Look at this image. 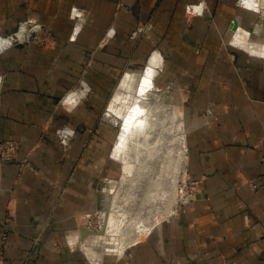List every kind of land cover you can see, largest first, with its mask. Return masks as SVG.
Listing matches in <instances>:
<instances>
[{"label":"crops","instance_id":"obj_1","mask_svg":"<svg viewBox=\"0 0 264 264\" xmlns=\"http://www.w3.org/2000/svg\"><path fill=\"white\" fill-rule=\"evenodd\" d=\"M261 5L0 0V141L21 144L0 167V264H264V54L245 48L264 42ZM29 19L50 43L11 46ZM153 91L178 96L198 189L133 220L124 163L152 116L113 109Z\"/></svg>","mask_w":264,"mask_h":264},{"label":"rangeland","instance_id":"obj_2","mask_svg":"<svg viewBox=\"0 0 264 264\" xmlns=\"http://www.w3.org/2000/svg\"><path fill=\"white\" fill-rule=\"evenodd\" d=\"M254 3L256 6L255 7L256 11H259L261 8H263L262 5L260 7L259 5L264 3V0H254ZM80 16H82V13ZM80 16L78 14H75V16L73 17L74 19H78ZM44 31L49 32L50 40H51L52 31L51 30L49 31L47 26L41 25L37 20H34V19L26 20L20 23L18 27H16V31L10 36V39H13L11 40L10 45L11 46L18 45V42H21L22 45H37L35 43L29 42L28 40L35 41L34 39H38L43 34H45ZM49 43L50 42H47L46 45H48ZM258 45L264 46V42L258 43ZM45 46H41V47H45ZM169 93L170 94L168 95V100H169L168 104L162 103V100L164 98L166 99L165 95H162L160 92H154V91L150 93L149 96L146 95V98L145 96L142 98L140 97V95H138L137 98H134V97L130 98L129 97L130 94H129L127 97H123V99L119 98L117 102L115 100V103H114L115 107L113 110L115 112L117 111V112L129 114V112L135 105H138V106L146 105L145 108L149 107L148 112L151 113L152 115V118L150 119L151 121H149L150 123L157 122L159 119H161V115L165 116V118L168 120V121L167 120L163 121L162 123L158 125V128L153 133V136L151 137V139L149 136L144 135V134L138 135V137L135 138V144L137 146H139V144L142 141H146V140L148 141L149 139H150V144L152 145H154L158 141L157 140L158 138H162V140H160L157 146L155 145V147L159 148L157 149L160 151V154L158 156L159 159L157 158L158 160L156 159L154 161V164H151L153 167V170L151 169L152 172H150V169H148L147 171L143 170L142 172H138L136 174V177H137L136 184L132 188L133 189L131 192L132 197L130 196L131 199L120 201L118 204L119 205L118 208H121V210H123L124 212L125 210H129L131 212L130 215L132 217L130 216L129 218L131 219L134 218L133 220H139L135 216L140 211H144V214L147 217L150 216L149 212L152 210H154L153 212L155 213L162 214V212L165 211V209H167L166 207H168L169 204L171 203H176L175 210L173 211V214H174L181 207V205L187 204L188 199L194 198V195L196 194V189H198L197 188L198 183L192 182L188 179H183L184 171H182L183 170L181 167L182 158L180 155H181L182 147L185 146L184 145L185 143L183 144L181 142L182 138H180V136L183 135V127L185 130V125H182L183 121H182V116L180 112V107L177 104L178 96L171 91ZM151 95L153 97L156 96V98L159 99L157 103L159 104L162 103L161 104L162 112L157 110L155 106H152L150 109V104L148 103L154 101L153 100L154 98H152ZM176 109L180 113L179 117H177ZM129 120L130 119H127L126 122L128 123ZM130 124H133V123H130ZM124 136L125 134L122 135V138ZM183 142H184V136H183ZM183 148H184L183 149L184 153L186 154L185 147ZM167 149H170L171 152H168ZM131 157H133V155ZM164 160L167 163L166 165L169 169H164V170L160 169V164ZM130 161H131V158H130ZM166 170L168 173L166 172ZM157 176L166 178L165 179L166 182L164 183V185H160V186L155 185V182L157 181ZM126 186L127 185L125 186L122 185L121 193L123 192V188ZM152 194H155L156 196H153ZM127 218L128 217L123 219L125 224H128L129 221L131 220ZM165 219H167V216L161 218L160 220H165ZM114 220L116 222V217L114 218ZM141 220L142 218L140 217V221Z\"/></svg>","mask_w":264,"mask_h":264},{"label":"bare ground","instance_id":"obj_3","mask_svg":"<svg viewBox=\"0 0 264 264\" xmlns=\"http://www.w3.org/2000/svg\"><path fill=\"white\" fill-rule=\"evenodd\" d=\"M239 42H240V40H239ZM239 44V43H238ZM242 45V44H241ZM245 48H247L248 49V51L251 53V54H253V55H261V54H263L264 53V46H259V45H254V44H251V45H248V46H245ZM148 104H150V109H151V107L152 106H155V108L157 109V110H159V111H161V104L162 103H157L156 101H153V102H149ZM164 105V104H163ZM146 106V105H145ZM145 106H142V105H140V106H138V105H136V106H134L133 108H132V110L130 111V112H134V114H139V115H141L142 117H144V118H150V116H152L151 115V113H149L148 111V108H145ZM162 112V111H161ZM135 116V115H134ZM136 118V117H135ZM138 120V119H137ZM167 119L165 118V116H163V115H161V119H159L157 122H154V123H150V122H148V123H146V127L144 128L143 126H142V128H144V129H142L141 131H142V133L144 134V135H147V136H149L150 137V139H151V137L153 136V133L157 130V128H158V125L160 124V123H162L163 121H166ZM131 121V120H130ZM168 121V120H167ZM129 128H130V126H129ZM133 128L134 129H137V128H139L140 129V127L138 126V122H137V125H135V126H133ZM165 131V130H164ZM136 132V131H135ZM135 132H133V134L135 133ZM131 133V132H130ZM133 134H131V135H133ZM141 134V133H140ZM150 139L147 141H140V142H138V143H140L139 144V146H137L135 143H133L134 144V146H133V151L131 152V155L129 156V158H128V160H126L125 161V170L126 171H128V170H130L131 172H132V175L134 174V175H136L138 172H142L143 170H148V169H150V172H152L151 171V169L153 170V167H152V165L151 164H154V161L158 158V156H159V154H160V151L158 150L159 148L158 147H155V145L157 146V144L160 142V140H162V138H158L157 140V142L154 144V145H152V144H150ZM129 141V140H128ZM155 142V141H154ZM153 142V143H154ZM127 143H129V142H127ZM137 143V144H138ZM132 144V145H133ZM158 148V149H157ZM159 151V152H158ZM167 151L168 152H171L170 151V149H167ZM167 153V152H166ZM183 154V150H181V158H182V155ZM133 155V157H131ZM185 155V154H184ZM130 158H131V161H130ZM168 158V157H167ZM159 159V158H158ZM157 159V160H158ZM166 160V159H165ZM165 160L164 161H162V163L160 164V169H162V170H164V169H169L168 167H167V163L165 162ZM157 163V162H156ZM159 164V163H158ZM143 167V168H142ZM182 167V166H181ZM149 172V171H148ZM158 172V171H157ZM162 172V171H161ZM161 172H160V174H161ZM166 172H167V170H166ZM163 173V172H162ZM168 173V172H167ZM159 174V175H160ZM133 175V176H134ZM141 175V174H140ZM169 175V174H168ZM163 176V175H162ZM158 177V176H157ZM161 179H163L162 177H158V180L159 181H161ZM162 182V181H161ZM160 182V183H161ZM156 183V182H155ZM156 185V184H155ZM160 186V185H159ZM126 196V195H125ZM167 197V196H166ZM131 199V198H130ZM174 206H175V203H171V205H170V209H172V208H174ZM154 222V221H153Z\"/></svg>","mask_w":264,"mask_h":264},{"label":"built area","instance_id":"obj_4","mask_svg":"<svg viewBox=\"0 0 264 264\" xmlns=\"http://www.w3.org/2000/svg\"><path fill=\"white\" fill-rule=\"evenodd\" d=\"M43 34L35 41L28 40L31 43H35L39 46H45L47 42H50V34L48 31H44ZM21 144L17 141H0V167L4 164H9L17 161V154L19 152ZM20 167H27L26 161L20 162ZM189 200V199H188ZM11 215H7L6 222L9 221ZM7 230L0 229V242H4L6 239Z\"/></svg>","mask_w":264,"mask_h":264}]
</instances>
